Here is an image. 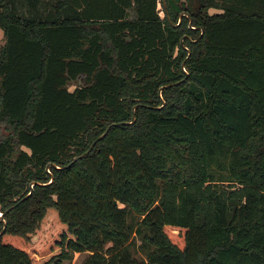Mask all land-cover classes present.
<instances>
[{"label": "trees", "instance_id": "16d2710c", "mask_svg": "<svg viewBox=\"0 0 264 264\" xmlns=\"http://www.w3.org/2000/svg\"><path fill=\"white\" fill-rule=\"evenodd\" d=\"M0 28V264H264V0H0Z\"/></svg>", "mask_w": 264, "mask_h": 264}, {"label": "rangeland", "instance_id": "374dc122", "mask_svg": "<svg viewBox=\"0 0 264 264\" xmlns=\"http://www.w3.org/2000/svg\"><path fill=\"white\" fill-rule=\"evenodd\" d=\"M160 7L161 6L159 5L158 6L159 12H160V14H162V10H161ZM209 11L213 12V11H215V9L211 8V9H209ZM4 41H5V38H4V35H3V31L0 28V48L4 44ZM81 80H82L81 78L78 79L79 82ZM73 84H75V83L72 82L70 87H72ZM160 96H161V93H160ZM161 98H163V97L161 96ZM134 109H135V107L132 108V111H134ZM134 119H135V115H134ZM0 216H2L1 211H0ZM137 218L138 217L135 214L132 213L131 215H129L128 219H129V221L136 222ZM150 248L151 247L147 243H145V245H144L142 240L139 237H137V236H133V238L129 242V250H130V252L136 258H139V259H145L146 260V255H147V252H148V250ZM86 255H87L86 252H75L73 254L72 258H70L68 260L61 261V264H82V262H83L84 258L86 257Z\"/></svg>", "mask_w": 264, "mask_h": 264}, {"label": "water", "instance_id": "95a60500", "mask_svg": "<svg viewBox=\"0 0 264 264\" xmlns=\"http://www.w3.org/2000/svg\"><path fill=\"white\" fill-rule=\"evenodd\" d=\"M181 14H183V13H181ZM180 20H181V18H179V21L177 22V24L180 22ZM189 25L191 26V19H189ZM193 28H194V26H193ZM202 29H201V33H202ZM201 35V34H200ZM183 38H184V36H182V38L180 39V41L182 42V40H183ZM188 54H189V51H188ZM163 88V86H161L160 88H159V94H160V91H161V89ZM164 104V100H162V105ZM133 120H134V115H132V120H130L129 122H125V123H130V122H133ZM105 133V132H104ZM104 133H102L100 136H99V138H101L103 135H104ZM94 143V142H93ZM51 180V179H50ZM35 183V181H33L31 184H30V186H31V189H30V191L24 196V197H27L30 193H31V191H32V186H33V184ZM4 228H5V222L3 223V228L0 230V233H2L3 232V230H4Z\"/></svg>", "mask_w": 264, "mask_h": 264}]
</instances>
